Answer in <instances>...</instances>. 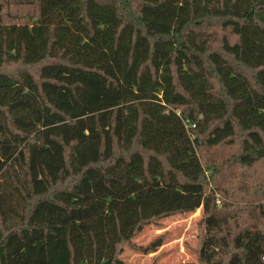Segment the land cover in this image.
<instances>
[{"label": "trees", "instance_id": "obj_1", "mask_svg": "<svg viewBox=\"0 0 264 264\" xmlns=\"http://www.w3.org/2000/svg\"><path fill=\"white\" fill-rule=\"evenodd\" d=\"M237 138L264 160V0H0V264H119L199 208L198 264H264V226L206 193L199 147Z\"/></svg>", "mask_w": 264, "mask_h": 264}, {"label": "rangeland", "instance_id": "obj_2", "mask_svg": "<svg viewBox=\"0 0 264 264\" xmlns=\"http://www.w3.org/2000/svg\"><path fill=\"white\" fill-rule=\"evenodd\" d=\"M201 34H209L212 49H220L223 28L209 23L198 30ZM227 36L233 41L235 36L227 32ZM41 63L24 65L21 62L9 63L4 70L17 74L18 71L27 70L34 76H38ZM241 151V139L237 138L234 144H222L212 148L199 147V153L204 162L205 176H207L206 193L213 194L216 205L222 212H234L235 219H230V224L258 221L264 226V218L253 219L254 213L248 212L250 202L264 211V160L258 161L252 166H246L237 161ZM220 152L224 159L232 163L225 167L223 174L219 165ZM202 216L201 208L194 212H179L166 216L157 223L144 226L132 240V244H124L120 255L119 264H198L193 248L197 245V236L200 233L199 221ZM157 239H160L158 241ZM148 246L147 249L136 246Z\"/></svg>", "mask_w": 264, "mask_h": 264}]
</instances>
